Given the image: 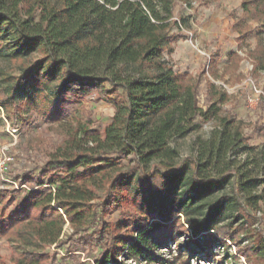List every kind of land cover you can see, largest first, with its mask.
Returning <instances> with one entry per match:
<instances>
[{"label": "trees", "instance_id": "trees-1", "mask_svg": "<svg viewBox=\"0 0 264 264\" xmlns=\"http://www.w3.org/2000/svg\"><path fill=\"white\" fill-rule=\"evenodd\" d=\"M242 9L244 17L264 18V0H245ZM173 17L170 0H0V59L20 70L18 77L0 72V106L16 108L18 100L39 96L47 121L71 125L66 146L44 165L46 174L57 176V188L44 196V185L24 179L34 190L25 207L0 221V236L21 227L17 236L35 247L15 264L45 261L38 247L63 244L66 222L80 245L99 249L94 264H191L190 255H196L191 244L213 261L219 257L215 243L227 247V237L245 257L252 251L262 264L259 234L242 230L251 243L244 249L220 226L231 206L245 225L252 223L250 211L264 193V146H250L235 116L220 115L225 93L211 84L215 99L203 110L199 82L166 61L164 53L173 52L170 30L178 25L170 22ZM231 58L242 61L237 53ZM90 95L116 111L102 131L82 116ZM213 119L218 127L209 139H198L197 158L179 163L172 143L198 129L199 120ZM128 156L133 164L122 172L119 161ZM227 181L232 198L205 211L201 203ZM190 184L199 189L187 194ZM100 188L105 194L98 198ZM122 197L139 219L134 231L114 233L104 218ZM190 235L195 242L174 254L171 244Z\"/></svg>", "mask_w": 264, "mask_h": 264}, {"label": "rangeland", "instance_id": "rangeland-1", "mask_svg": "<svg viewBox=\"0 0 264 264\" xmlns=\"http://www.w3.org/2000/svg\"><path fill=\"white\" fill-rule=\"evenodd\" d=\"M244 1L170 0L174 8V17L170 22H177L178 25H173L170 30L173 52H165L164 58L176 71L185 73L199 82L198 104L203 110L215 99L211 84L225 93L228 100L220 105V115L235 116L243 135L249 138L248 144L261 149L264 146V18L256 20L244 17ZM238 26L239 30H235ZM232 53H237L242 61L237 63L231 58ZM211 58L218 59L216 66L210 64ZM256 64L259 65L258 72L253 70ZM0 72L18 77L19 65L0 59ZM255 91H258L259 95L256 103L250 105L248 97ZM2 96L0 90V98ZM33 97L18 100L16 108L12 105L7 108L0 106V221L9 219L14 210L25 207L28 196L34 190L28 188L24 179L33 178L37 183L44 185V196L58 186L53 185L57 182V176L46 174L44 165L52 154L66 146L71 125L47 121L39 111L42 108L41 97L32 99ZM115 113L109 102L99 100L96 95H90L84 100L82 116L96 131H102L109 125ZM198 122V129L172 143L179 151V163L187 158L196 159L198 139H209L218 127L216 119L205 123L200 120ZM133 160V156L121 158L119 166L122 172L133 164ZM239 160H244V157L238 158ZM80 172L82 173L83 169ZM194 189L197 191L199 187L190 184L186 188L187 194ZM104 194L105 189L100 188L97 196L101 198ZM229 198H232L231 181H227L201 205L208 211L210 206ZM59 214L64 215L62 210H59ZM250 216L252 223L245 225V219L231 206L228 207L224 223L220 226L223 233L231 234L244 249L251 243L248 245V237L241 233L242 230L254 231L255 235L259 234V238L264 239V193L258 208L250 211ZM195 218L197 219L198 215ZM138 219L139 213L135 207L122 197L104 221L111 225L112 232L124 233L126 230L134 231ZM181 221L185 222V219L182 217ZM19 228L21 227L7 236H0V264H15V258H19L23 252L35 250V247L17 236ZM60 239L63 244L58 246L38 247V252L46 257L41 264H94L100 255L99 249L79 244L73 237L68 222ZM223 240L227 247H220L215 243L214 256L219 257L213 261L207 259L205 254H200L195 245L191 244L196 254L190 255L191 264H260L252 251L248 259L239 252L236 243L230 242L228 237ZM191 242H195L191 235L182 237L178 246L171 244L173 253H176L175 250L179 246L185 247ZM200 243L204 246L202 240ZM162 252L166 254L167 251ZM164 256L168 259L172 257ZM123 260L120 258V261ZM135 263L138 264L129 262ZM261 263L264 264V258Z\"/></svg>", "mask_w": 264, "mask_h": 264}, {"label": "built area", "instance_id": "built-area-1", "mask_svg": "<svg viewBox=\"0 0 264 264\" xmlns=\"http://www.w3.org/2000/svg\"><path fill=\"white\" fill-rule=\"evenodd\" d=\"M258 95H259L258 91L252 92V94L248 97V101L250 102V105H253V103L254 104L256 103V99Z\"/></svg>", "mask_w": 264, "mask_h": 264}]
</instances>
